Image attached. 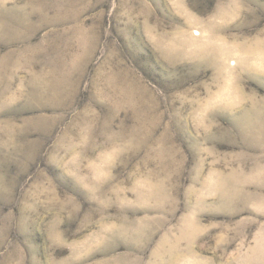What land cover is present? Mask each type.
<instances>
[{
  "label": "rangeland",
  "instance_id": "rangeland-1",
  "mask_svg": "<svg viewBox=\"0 0 264 264\" xmlns=\"http://www.w3.org/2000/svg\"><path fill=\"white\" fill-rule=\"evenodd\" d=\"M0 264H264V0H0Z\"/></svg>",
  "mask_w": 264,
  "mask_h": 264
}]
</instances>
